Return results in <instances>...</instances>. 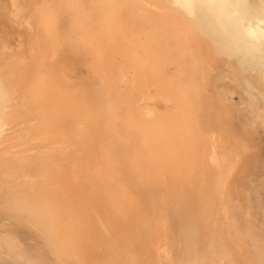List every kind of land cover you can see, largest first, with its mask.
<instances>
[{
    "label": "bare ground",
    "instance_id": "obj_1",
    "mask_svg": "<svg viewBox=\"0 0 264 264\" xmlns=\"http://www.w3.org/2000/svg\"><path fill=\"white\" fill-rule=\"evenodd\" d=\"M24 1L26 24L40 35L29 40L26 61L0 54V125L10 117L15 124L0 135L13 147L0 150V185L60 194L20 192L7 206L35 222L58 256H77L56 224L74 218L88 223L89 236L110 239V249L153 252L149 260L163 264H205L204 252L231 250L241 230L226 239L207 226L206 207L225 182L219 174L206 181L185 134L213 124L209 109L235 100L217 94L232 89L229 81L254 88L260 78L244 72L264 76V0ZM220 52L227 56L217 67L212 55ZM150 84L171 114L140 111ZM237 95L242 106L246 95ZM210 153L211 165L220 164L214 146ZM40 172L47 176L27 179ZM72 198L74 209L56 208Z\"/></svg>",
    "mask_w": 264,
    "mask_h": 264
},
{
    "label": "rangeland",
    "instance_id": "obj_2",
    "mask_svg": "<svg viewBox=\"0 0 264 264\" xmlns=\"http://www.w3.org/2000/svg\"><path fill=\"white\" fill-rule=\"evenodd\" d=\"M24 4V0H0V54L8 53L9 57H18L21 61L31 58L28 42L32 37L40 35L37 28L32 26L33 30L31 31L27 26L23 15ZM210 44L215 46V44ZM207 46V42L204 41L201 47L206 50ZM38 55L37 50V57ZM212 56L216 59L217 67L224 66L223 60L227 56L224 52L213 53ZM32 62V60L28 61L29 64ZM244 73L248 77L260 78L253 82L254 88L245 87L243 89L225 78L230 82L228 86L232 89L225 87L217 94H224L228 98L235 97V100L228 104L222 102L215 108L209 109L205 120H210L213 124L205 126V124L197 123L198 126L192 125L189 129V135L185 134L187 141L193 140L195 150L193 156L202 158L195 162L200 164L201 171L207 172L206 181L209 183L213 179L218 180L219 174L221 180L225 182L224 185L219 186V191H217L219 193L214 196L212 206L206 207L209 208L207 212L209 235L212 237L224 236L228 239L237 234L235 228L238 231L241 230L240 238L237 237L235 243L233 239L231 240V250L218 251L215 254L209 251L204 252V256L210 259L205 264H221L222 260L225 261L222 264H264V98H262V96L264 97V76L253 69ZM225 75L227 76V74ZM221 82V79L216 80V84H221ZM147 88L144 98L139 99L141 104L144 103L140 111L147 110L150 114H171V111H168L162 103L156 101L151 84ZM237 93L246 95V102L243 101L242 106L237 102ZM250 93H253L255 98H250L248 95ZM212 97L216 98L214 95ZM11 108L12 105L5 107L7 110ZM10 118L8 124L0 125L1 136H6L10 128L15 125ZM6 143H12L10 138ZM7 144L2 140L0 150L13 149ZM213 146L220 164L211 165L210 161L206 159L211 154ZM186 154L191 153L186 152ZM11 164L9 163L8 167L12 166ZM16 176L20 177L19 180L26 177L21 175L20 171L16 173ZM44 176H47L46 172L34 175L30 173L27 179H41ZM17 179L12 181L18 182ZM0 181H3L1 175ZM54 182L57 183L55 180ZM55 183H52V179L43 181V185L50 188H56ZM210 187L207 186V188ZM221 189L224 191V196H227L225 200H223L224 196L222 198L219 196ZM27 191L47 195L46 197L51 195L55 198H58L60 194L58 191H47L40 185L31 188L0 185V209L3 208L0 210V246L2 248V250L0 249V264H22L23 262L24 264L26 262H28L27 264H163L159 260H149L157 257L153 252L126 250L122 245H118L116 249H110L108 243L110 239L101 238L97 234L89 236L84 228L88 223L75 218L62 219L56 224L62 227L59 228L60 239L73 246L75 250L72 253L77 256L71 255L70 251L58 256L54 251V246L50 245L49 247V239L40 231L39 227L35 226V222L27 219L24 213H18L13 206L8 207L13 194ZM208 191L210 192V190ZM70 201L72 202L67 204L65 209L61 205L56 208L61 213L72 210L77 205V201L75 198ZM225 207L229 212V218L223 215ZM11 209H14L15 212L10 211V213ZM21 215L23 216L19 217ZM69 224L81 226V231L66 230L64 227ZM6 250L7 255L5 254ZM8 250L13 252H8ZM14 252H17L16 255ZM12 257H15L14 260H18V262H15ZM3 258L9 260L3 261ZM10 259L13 260V263L10 262ZM174 264L176 263L174 262Z\"/></svg>",
    "mask_w": 264,
    "mask_h": 264
}]
</instances>
